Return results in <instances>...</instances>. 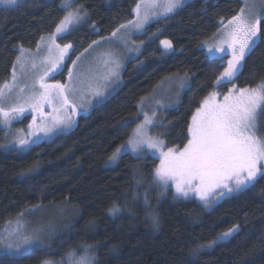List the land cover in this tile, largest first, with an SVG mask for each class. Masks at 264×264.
Listing matches in <instances>:
<instances>
[{
	"label": "trees",
	"instance_id": "1",
	"mask_svg": "<svg viewBox=\"0 0 264 264\" xmlns=\"http://www.w3.org/2000/svg\"><path fill=\"white\" fill-rule=\"evenodd\" d=\"M64 2L24 0L0 7V88L11 78L20 49H36L56 30L68 12ZM137 2L74 0L86 19L59 38L73 51L55 79L65 82L77 52L133 19ZM244 7L245 0H190L148 25L138 38L144 49L124 65L118 90L53 141L25 152L6 151L0 123V244L9 222L37 209L51 208L47 225L55 234L46 247L22 255L0 252V264H59L71 254L83 255L87 247L92 264H264V178L209 207L198 197L174 199L171 188L161 197L163 189L153 179L160 160L149 154L140 159L124 154L109 163L136 128L143 100L169 78L183 77L187 83L155 129L167 147L187 143L191 116L212 92L253 88L264 81V40L245 56L238 76L220 85L216 81L224 62L210 59L203 49ZM164 40L171 41L172 53L163 50ZM261 118L264 130V114ZM28 122L29 117L17 126ZM113 207L120 209L117 215H110ZM153 212L158 228L149 215Z\"/></svg>",
	"mask_w": 264,
	"mask_h": 264
},
{
	"label": "snow or ice",
	"instance_id": "2",
	"mask_svg": "<svg viewBox=\"0 0 264 264\" xmlns=\"http://www.w3.org/2000/svg\"><path fill=\"white\" fill-rule=\"evenodd\" d=\"M183 3L184 0H163L162 4H158L157 0H147V3L143 5L146 9L143 15L141 14L142 5L138 4L134 10L135 21H130L128 25H121V28L141 29L149 21L148 9L162 7L165 13H171L180 8ZM261 3L264 5V0H261ZM17 4L18 0H0V5L6 7ZM64 7H72L70 0H65ZM82 19L83 16L79 10L69 12L60 21L56 33L65 32L70 24L79 23ZM262 19L264 14L258 15L251 11L245 17L242 9L240 15L233 16L227 22L219 43H213L207 47L206 51L210 59L223 61L224 55L221 54L231 56L216 81L217 85L232 82L243 68L241 62L245 54L253 51L258 42L264 40V34L261 33ZM119 31V28L116 29L112 37H117ZM49 40L52 41L49 56L42 61L46 67L35 81L30 95L5 109L3 106L6 98L5 89H9V85L5 84L3 88H0V118H2L0 123L9 125L13 120L22 117L29 109L40 115V123H37L34 116L29 125L30 135L35 136L36 139L30 140L23 134L18 135L15 143L19 145V150L26 151L31 144L38 143L42 139L41 133L43 136H49L61 126H71L73 123L72 117L66 112L67 109H71L73 113L76 111V105L69 100V94L76 91L72 86L73 72L71 70L68 72L69 84L67 85L46 82V78L61 67V62L72 45L66 44L61 48L55 44V36L49 37ZM162 44L166 49L172 48L171 41L165 40ZM53 49L56 55H52ZM77 59L79 60V57ZM111 62L116 67L119 66L117 60L112 59ZM17 63L23 68L24 65L19 58ZM75 63L73 61L74 67ZM32 67H36L35 63ZM15 80L14 68L13 82ZM36 84L39 85L38 88ZM94 94H101L99 87L94 89ZM216 97V92L211 93L203 100L202 105L196 108L188 126L187 143L182 148H166L162 140L148 136L145 126L150 124L151 120L146 113L141 112L144 123L135 129L132 136L110 159L115 161L121 154H131L134 159H140L145 152L158 158L160 163L154 170L153 179L163 189L160 193L161 197H164L171 188L174 191V199L198 197L204 205H207L210 203V197L214 199L213 194L217 190L224 194L254 186L258 178H264V136L257 135L259 131L257 116L264 114V83L257 88L234 87L223 96L222 102H217ZM45 105L52 107V113L44 114ZM147 203V193H145V204ZM119 212L118 207L109 210L110 215H117ZM149 215L153 226L158 228V215L154 212ZM19 231V225L11 232L5 228L4 239L18 235ZM235 231L236 229H232L225 233L224 238ZM25 242L29 247L23 250L14 247L12 243L0 244V252L13 256L28 253L40 242L39 236L31 239L25 237ZM80 264H85V258H81ZM88 264H91L90 259Z\"/></svg>",
	"mask_w": 264,
	"mask_h": 264
},
{
	"label": "rangeland",
	"instance_id": "3",
	"mask_svg": "<svg viewBox=\"0 0 264 264\" xmlns=\"http://www.w3.org/2000/svg\"><path fill=\"white\" fill-rule=\"evenodd\" d=\"M23 1L24 0H18V4ZM114 1L115 0H109V3H113ZM188 1L190 0H184L183 5H185ZM70 2L72 4V7L68 8L67 14L69 12H75L79 10L81 12V15L83 16V19L79 23L73 22L72 24H70L66 29V31L63 33L57 34L55 30L53 33L44 36L39 42L36 49L34 50H29L25 48L20 49L21 52L19 59L22 61L24 66L23 68H21L20 64L16 62L14 67L15 75H16L15 82H13V74H12L11 78L5 83L9 85V89H10V90L5 89L6 98L3 102V106L5 107V109L12 106L18 100L26 98L33 91V85L35 81L43 73L44 68L46 67V65H44L42 61H44V59L47 56H49V48L52 44V41L49 40V37L55 36V44L63 48L64 45L66 44L61 43L59 41V38L64 36L66 33L69 32V30H71L75 26H78L86 19L84 12L79 7L74 6L73 3L74 0H70ZM162 2L163 0H157L158 4H162ZM146 3L147 0H138L137 2V5L138 4L142 5L141 7L142 15L146 10L145 7H143V5ZM64 4L65 2L63 3V6ZM0 7H6V6L0 5ZM8 7H12V6H8ZM176 10H174L171 13H165L162 7L151 8L148 9L149 21L144 25L143 28L141 29L130 28L128 30L121 28V25H128L130 21H135L136 15L134 12L133 19L129 20L128 22H124L119 26L120 31L117 33V37L113 38L111 35L109 37L99 40L98 41L99 43H94L91 47L87 49V51H82L80 54L77 52L78 55L77 57H79V60L75 56L76 57V58L74 57V61L76 62L75 67L72 64L70 68V70L73 72L72 86L74 87V89H76V91L69 94V100L76 105V111L75 113H73L71 109L66 110L67 114L72 117L73 123L71 124V126H61L56 132L52 133L49 136H43V134L41 133L40 136L42 137V139L38 143L44 141H53L61 133L71 130L77 124L78 117L81 114L88 113L94 106H97L100 103L104 102L110 96V94H113L115 91H117L122 82L121 74L124 65L127 62L138 57L141 54L142 50L144 49L142 46L143 43H141L138 40L139 36H142L145 33L148 25L158 21L161 18L173 14ZM243 10L245 17H247L250 11L255 12L258 15L264 14V5H262L261 0H245V7ZM225 25H227V22H224V24L222 25L223 26L222 29L217 33V35H215L210 40H207L203 44V49L205 50L206 53H207L206 49L208 46L212 45L213 43H219V38L222 37V33L225 31ZM147 38L148 39L152 38V35L148 36ZM161 46L166 54L168 53L170 54L173 52V46L170 49H166L162 44V42H161ZM225 47L227 46L225 45ZM72 51L73 48L71 47L68 50L67 54L64 56L63 61L61 62V67L57 69L56 72L53 73L51 76L46 78L47 83L59 82L61 84H66V85L69 84L68 77L65 82L58 81L55 79V77L58 73H60L64 69L66 65V61L70 57ZM247 54L248 53H246L245 56ZM52 55H56L55 49L52 50ZM221 55H224L223 62L226 67L227 60L230 59L231 56L227 54H221ZM112 59L118 61L119 63L118 67L112 64L111 62ZM33 63H35L36 65L35 68L32 67ZM241 63L243 65L244 60ZM186 83L187 81L183 77L169 78L168 80L164 81L152 94V96L144 99L143 102L141 103L139 110L140 120L136 128L144 123V117L141 115V112L146 113L151 120V123L145 126V131L147 135L154 138H159L160 140L163 141L162 137L155 132V129H157V125H161L164 122L165 119L164 118L162 119V117H165V114L170 109V107L176 105L179 95L181 94L180 91L182 90V87L184 88V86H186ZM262 83H264V81L261 82L260 84ZM259 85L253 88H257ZM3 86L1 88H3ZM35 86L36 88L39 87L38 84H36ZM97 87H99V90L101 92L100 95L94 94V89ZM234 87L240 89V87L238 86H234ZM21 89H23V91H21ZM214 92L217 93V97H216L217 102H222L223 96L229 93V91L226 93H222L219 91H214ZM178 93L180 94L177 95ZM43 112L45 115L52 113V107L49 105H45ZM34 116L36 118L37 123H40V115L29 109L24 113L22 117L13 120L9 125H5L3 123L1 124L2 127L5 129L4 141H5L6 151L16 150V149L19 150V145L16 144L15 141L17 140V137L20 134H23L26 138H29L30 140L36 139L35 136L30 135L31 130L29 129V125L32 123ZM27 117H29V122L27 125L17 126L18 121H22ZM261 117L262 114H259L257 116V127L259 129V131L257 132L258 136H264V130L263 128L261 129L262 127ZM38 143L31 144L28 150L33 146L37 145ZM182 147H178V148H182ZM19 151L25 152L23 150H19ZM147 154L148 153L145 152L142 154V156ZM123 155L124 154L118 156V158L115 161H112L110 159L109 163L111 164L116 163ZM235 192L238 191L233 190L231 193L221 194L220 190H217V192L213 194L214 199L210 197V203H208L207 205L210 207L213 204H215L218 200L230 196ZM50 209L51 208L32 210L26 213V215H22L19 218L15 219L14 221L9 222L5 227L8 228L9 232L17 228V225H19L20 231L18 235H13L7 240L4 239V231H3L2 243L3 244L12 243L14 247H19L21 250H23L29 247V245L25 242V237L31 239L34 238L35 236H39L40 242L36 246L46 247L44 244H46L48 239L51 238L52 236H55L54 228L49 230V225H47L49 224V221L53 214L52 213L53 211ZM58 212L59 214H62V211L59 210ZM220 238L226 239L224 238V235L221 236ZM81 258H85V264H88V260L90 259L92 264L93 256L91 253V249L87 247V251H85L83 255H78L75 253L71 254L67 257V260L62 261L59 264H80Z\"/></svg>",
	"mask_w": 264,
	"mask_h": 264
}]
</instances>
